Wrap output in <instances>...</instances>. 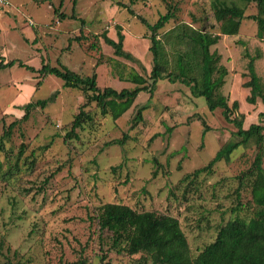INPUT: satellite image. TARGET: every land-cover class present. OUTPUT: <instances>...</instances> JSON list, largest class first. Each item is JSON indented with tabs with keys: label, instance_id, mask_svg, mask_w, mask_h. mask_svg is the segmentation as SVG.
Returning <instances> with one entry per match:
<instances>
[{
	"label": "rangeland",
	"instance_id": "rangeland-1",
	"mask_svg": "<svg viewBox=\"0 0 264 264\" xmlns=\"http://www.w3.org/2000/svg\"><path fill=\"white\" fill-rule=\"evenodd\" d=\"M169 1L179 2V10L166 29L186 22L220 32L212 0H9L0 8V54L36 69L47 63L83 76L96 72L101 88H133L131 74L148 78L153 67L148 28L138 15L154 23ZM257 12L256 3L246 5V15ZM119 30L134 60L116 55L102 36L118 40ZM262 32L264 26L247 17L238 34L222 35L211 46L229 71L221 91L230 105L239 101L245 128L264 111L260 97L255 104L247 101L252 56L264 94ZM37 100L47 101L45 108L32 109L29 119L4 138L9 124L25 114L22 107ZM85 101L82 90L65 87L59 76L18 65L0 71V261L64 264L85 258L88 264H152L142 253L119 254L111 248L112 234L101 230L97 219L106 203L179 218L197 256L233 217L239 177L251 167L256 147L242 145L210 173L184 179L207 165L227 140L237 139L222 108L211 111L206 98L193 96L188 85L160 79L152 96L142 91L118 119L88 106L94 120L77 130L79 138L66 141ZM143 105V119L132 127ZM205 122L209 128L203 137ZM124 135L123 144L113 142ZM240 195L243 203L251 199L248 188Z\"/></svg>",
	"mask_w": 264,
	"mask_h": 264
},
{
	"label": "trees",
	"instance_id": "trees-1",
	"mask_svg": "<svg viewBox=\"0 0 264 264\" xmlns=\"http://www.w3.org/2000/svg\"><path fill=\"white\" fill-rule=\"evenodd\" d=\"M137 1L130 0V4ZM253 2L257 5V14L246 15V5ZM120 4L126 6L132 15L137 16L129 5ZM211 5L215 18L220 22L219 33L205 26L196 28L186 22H179L173 28L166 29L168 23L177 18L179 10L177 1H169L167 12L160 15L154 23L138 15V19L148 28L153 67L148 78L139 73L131 74L129 81L134 84L133 88L116 89L110 86L101 88L97 82L96 72L83 76L67 66H51L47 63L36 69L21 59L7 60L0 54V71L18 65L43 75L59 76L65 87L84 92L86 101L75 116L71 130L65 136L66 141L79 138L77 130L83 127L85 122L94 120V114L90 109H86L88 106L95 104L103 115L110 114L114 119H118L130 110L142 91L150 92L152 96L159 80L168 79L173 83L179 81L188 85L195 97H205L211 111L222 108L225 118L235 126L232 138H237L227 140L207 165L187 174L184 179H195L204 172L210 173L217 162L223 159L229 161L234 150L242 145L252 144L256 147L251 167L239 177L237 203L231 208L233 217L220 226L216 238L197 256L192 254L188 236L179 218L170 214H157L151 210L139 211L122 203H106L100 206L97 214L98 223L101 230H107L112 234L111 248L119 254L142 253L150 258L152 264H264V111L259 112L258 122L244 127V119L240 118L244 114L239 112V101L235 100L230 105L229 98L221 91L229 71L220 63L221 54L217 50H211V46L217 44L222 35L238 34L242 21L247 17L264 26V0H212ZM72 17H76L75 9ZM263 34L264 32L259 33V36ZM102 36L105 42L114 48L116 55L135 59L132 53L124 49L125 37L121 30L118 31V40L109 37L105 32ZM92 46L98 47L96 43ZM246 55L249 56V53L246 52ZM255 60L256 58L252 56L248 62L250 80L247 84L251 88V93L247 101L251 104H255L259 97L264 101L263 84L256 71ZM46 103L45 100H37L25 104L22 107L25 114L21 119L9 124L3 137H11L14 128L21 121L29 119L32 109L37 106L45 108ZM146 108L147 105H143L138 109L132 127L143 119V111ZM235 112L237 116L233 117ZM204 125L203 137L209 128L206 122ZM124 139L126 135L113 142L123 144ZM20 154H23V149ZM1 167L0 163V170ZM244 188L250 189L251 193V199L247 203L241 200L240 192ZM106 257L107 254H103L101 260L105 261ZM0 264L23 263L0 261ZM64 264H88V261L80 258Z\"/></svg>",
	"mask_w": 264,
	"mask_h": 264
},
{
	"label": "built area",
	"instance_id": "built-area-1",
	"mask_svg": "<svg viewBox=\"0 0 264 264\" xmlns=\"http://www.w3.org/2000/svg\"><path fill=\"white\" fill-rule=\"evenodd\" d=\"M7 4H9V0H0V8L6 6Z\"/></svg>",
	"mask_w": 264,
	"mask_h": 264
}]
</instances>
